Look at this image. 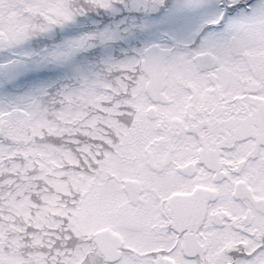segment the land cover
Instances as JSON below:
<instances>
[{
  "label": "snow or ice",
  "instance_id": "obj_1",
  "mask_svg": "<svg viewBox=\"0 0 264 264\" xmlns=\"http://www.w3.org/2000/svg\"><path fill=\"white\" fill-rule=\"evenodd\" d=\"M0 264H264V0H0Z\"/></svg>",
  "mask_w": 264,
  "mask_h": 264
}]
</instances>
